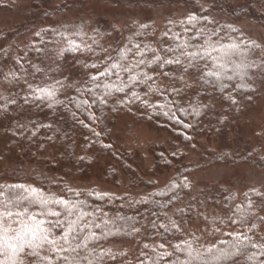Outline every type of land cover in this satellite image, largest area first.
I'll return each instance as SVG.
<instances>
[{
  "label": "trees",
  "instance_id": "16d2710c",
  "mask_svg": "<svg viewBox=\"0 0 264 264\" xmlns=\"http://www.w3.org/2000/svg\"><path fill=\"white\" fill-rule=\"evenodd\" d=\"M182 3L187 11L173 14L160 26L151 20L126 24L124 37H119L112 46L107 36L114 26L111 30L104 26L90 30L89 22L82 19L39 30L33 29L31 23L19 30L0 32V120L5 121L1 129L8 140L0 154L10 151L16 161L7 170L9 180H0V191L16 195L21 190L8 186L23 184L43 190L50 198L63 197L69 202L68 207L75 205L76 212L82 210L86 215L79 222L76 235L83 238L94 232L96 236L87 241V249L80 250V264H87L84 256L92 264H264V256L260 255L264 251L260 247L264 244V235L257 233L256 222L249 225L255 216V204L263 203L261 190L255 188L241 199L237 196L232 199L235 195L226 196V189L220 188L218 193L209 196V193H195L187 178V173L194 168L208 164L255 162L264 166V155L258 156V149L253 152L241 146L244 136L240 132L236 151H231L234 122L229 117H239L257 104L264 82L263 45L250 39L235 22L246 9L236 6L232 0H185ZM62 9L56 7L55 11ZM39 16L45 20L49 12L44 10ZM191 16L196 19L189 23ZM200 29H203L202 35ZM193 34L198 39H192ZM209 35L220 51L198 59L196 66L188 67L187 71L177 65L163 68L156 63L149 65L151 52L143 57L145 65L134 68L132 73L110 67L113 61L128 67L136 65L142 58L135 55L137 44L141 48L177 49L179 44L191 39V43L199 47ZM232 45L238 48L233 49ZM159 54L165 55L163 51ZM169 55L175 57L179 50ZM214 57L223 58L229 69H237L242 64L254 66L240 70V74L228 71L226 76L231 75L233 79L225 77L216 81L206 75L207 71L215 69ZM106 70L109 75L92 80ZM144 71L153 79L145 81L141 75ZM130 75L139 76V80L133 84ZM122 81L130 85L125 92L106 87L123 86ZM39 89L52 91L54 96L49 97ZM215 100H223L224 107L219 109ZM218 110L222 111L218 113ZM120 116L156 130H167L173 135L172 142L181 144L155 151L154 167L174 171L168 183L157 187L154 181L138 178L135 182L146 185L143 194L118 196L67 181L69 172L89 170L98 156L97 150L117 156L123 166L136 174L132 164L125 161L132 156L115 147L112 127L114 119ZM202 135L207 136L209 143L212 139L221 140V150L213 151L206 146L203 156L209 155L201 163L185 159L186 147L190 149L200 143ZM59 163L63 164L61 174L51 172L50 168ZM108 167L110 175L117 170L115 164ZM211 197L223 199L227 222L238 230L214 245L182 240L181 223L185 225L196 214L197 205L201 207L202 201ZM51 206L59 211L64 207ZM53 231L59 236L62 230ZM122 241L137 243L133 259L112 249V243Z\"/></svg>",
  "mask_w": 264,
  "mask_h": 264
},
{
  "label": "rangeland",
  "instance_id": "374dc122",
  "mask_svg": "<svg viewBox=\"0 0 264 264\" xmlns=\"http://www.w3.org/2000/svg\"><path fill=\"white\" fill-rule=\"evenodd\" d=\"M185 0H0V32L19 30L25 25L33 23V29L39 30L46 26L57 25L64 22L85 20L90 24V30L96 26L110 28L114 26L112 33L107 36L109 45L118 42L119 37H124L126 24L154 21L162 25L168 17L179 11H187L182 3ZM197 1V0H195ZM207 1V0H206ZM236 6L245 8L246 11L235 22L242 28V32L250 39L261 43L264 49V0H232ZM143 2H147L146 5ZM204 2V1H203ZM210 3V1H209ZM153 4V5H149ZM62 7V11H55L56 7ZM37 10V11H35ZM47 10L48 18L42 19L39 14ZM116 27V28H115ZM27 85L26 83L24 86ZM216 101V100H215ZM218 108L222 109L225 104L223 100H217ZM257 104L248 111L243 112L239 117L230 115L234 122L231 131V151L235 153L236 139L238 133L244 136L241 146H246L250 151L258 149V156L264 155V82L259 91ZM222 111V110H221ZM218 110V113L221 112ZM5 121L0 120V150L2 151L7 139L2 131ZM113 138L115 147L125 150L132 158H125L128 164H132L135 175L130 168L123 166L122 162L113 155H106L97 150V158L88 171L76 173L69 172L67 181L71 184L82 187L97 188L100 191L116 194H132L135 196L146 191V185L135 182L138 178L147 181H154L157 187L168 183L174 171L168 169L160 170L155 168V151L169 149L171 145L179 147L181 144L172 142L173 135L167 130H156L145 123L133 121L128 117L120 116L114 119ZM201 142L187 148L185 159L192 162H203L207 152L206 146L213 151L221 150V140H209L207 136H201ZM172 142V143H171ZM196 142V141H195ZM209 153V152H208ZM12 153L0 154V180H9L8 169L12 168L16 161H13ZM169 154V153H168ZM255 155V154H254ZM255 155V157H258ZM55 158V157H54ZM124 160V159H123ZM200 162V163H201ZM116 165V172L110 175L109 164ZM176 165L174 161L173 166ZM63 167L59 163L57 167L50 168L51 172L61 174L59 170ZM116 173V174H115ZM136 177V178H135ZM188 180L197 192L213 196L220 188L227 191L226 196L235 195L241 197L252 189L259 188L263 194V203L255 204V216L249 222L253 226L256 222L257 233L264 235V166L255 162L240 163H216L194 168L187 173ZM30 177L27 178V180ZM155 187V186H154ZM203 190V191H201ZM223 199H204L203 205H199L196 214L186 221V224L179 226V233L182 240H197L201 244L214 245L225 236L238 230L227 222V209ZM186 206V204L184 205ZM189 218V217H188ZM187 218V219H188ZM259 218L258 221L254 220ZM112 249L118 253H125L128 258L133 259L137 252L135 241L114 242Z\"/></svg>",
  "mask_w": 264,
  "mask_h": 264
},
{
  "label": "snow or ice",
  "instance_id": "6c2138e0",
  "mask_svg": "<svg viewBox=\"0 0 264 264\" xmlns=\"http://www.w3.org/2000/svg\"><path fill=\"white\" fill-rule=\"evenodd\" d=\"M195 19V16L189 17V23H192ZM200 34H203V29H200ZM212 35H216V33ZM212 35H209L205 39L204 44L199 45V47L193 45L191 39L179 44L177 49H157L150 46L141 48V45L137 44L135 45V55L142 58L137 61L136 65L128 67L113 61L110 67L111 69L122 68L123 71L132 73L134 68L145 65L146 61L143 57H145L146 52H151L153 56L147 61L149 65L156 63L161 68L165 65H177L183 68L184 71H187L188 67L196 66L195 62L198 59H204L205 56L211 57L212 52L220 51L219 48L214 46ZM176 39H179V36ZM192 39H198L196 34H193ZM232 48L236 49L238 45H232ZM177 50H179V55L175 57L169 55V53H175ZM126 51L131 50L127 49ZM161 51L165 55H160ZM181 57L184 59H181ZM213 59L216 60L215 69L207 71L206 75L216 81H222L225 77L229 80L233 79L231 75L226 76L228 71H237V74H240V70L246 71L248 67L254 66L242 64L237 69H229L223 58L214 57ZM185 61H187V65ZM93 67H96V65H93ZM204 67L207 68L208 65ZM12 75L15 77V73ZM107 75H109V72L106 70L93 76L92 80L96 81L100 76ZM141 75H143L145 81L153 79L146 71L142 72ZM130 79L134 84L139 80V76L130 75ZM180 79L183 80V76ZM121 83L123 86L113 84L106 85V87L115 88L119 92H125L130 85L123 81ZM29 87L31 86L29 85ZM223 87L224 85H222V89ZM39 91L47 92L49 97L54 96V92L52 91L46 89H39ZM133 95L136 94L133 93ZM228 98L233 103L236 102L232 97ZM103 102L107 103L106 100H103ZM8 188L19 189L21 191L16 195L10 193L6 195L4 191H0V264H26V262L27 264H61V262L63 264H80V250L87 249V241L96 236L94 232L83 238L76 235L79 222L83 220L86 214L82 210L76 212L74 210L75 205L68 207L69 202L63 197L54 199L45 196L43 190H37L23 184L10 185ZM28 193L31 194L29 195ZM51 205H63V211L56 210ZM47 217H55L56 219L49 220ZM72 217H75V219H72ZM172 223L175 225L174 221ZM161 227L167 228L166 225H161ZM57 228L62 230L59 236L53 231ZM74 241L80 242L74 243ZM160 247L163 248L164 245L161 244ZM176 247L179 248L180 246L177 245ZM253 247H257V245L253 244ZM260 247L264 248V244H261ZM208 251L211 252V249ZM168 255L171 254L169 253ZM189 255H191V252ZM223 255H229V253H224ZM260 255L264 256V251ZM253 258L249 257V259ZM83 260L87 261V264H92V261L87 256H84Z\"/></svg>",
  "mask_w": 264,
  "mask_h": 264
}]
</instances>
